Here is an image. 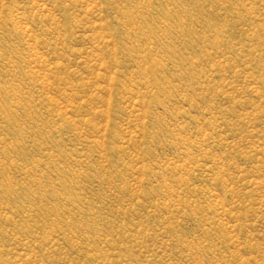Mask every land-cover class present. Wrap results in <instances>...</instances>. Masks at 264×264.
I'll list each match as a JSON object with an SVG mask.
<instances>
[{"label":"rangeland","instance_id":"1","mask_svg":"<svg viewBox=\"0 0 264 264\" xmlns=\"http://www.w3.org/2000/svg\"><path fill=\"white\" fill-rule=\"evenodd\" d=\"M0 264H264V0H0Z\"/></svg>","mask_w":264,"mask_h":264}]
</instances>
